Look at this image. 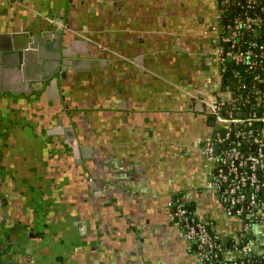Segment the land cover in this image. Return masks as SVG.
I'll list each match as a JSON object with an SVG mask.
<instances>
[{
	"label": "crops",
	"instance_id": "0c3cea01",
	"mask_svg": "<svg viewBox=\"0 0 264 264\" xmlns=\"http://www.w3.org/2000/svg\"><path fill=\"white\" fill-rule=\"evenodd\" d=\"M28 1L23 7L0 0L4 40L15 29L36 35L40 13L55 11L93 55L86 56L87 69L69 70L51 96L36 93L20 70L0 66V161L6 153L9 162H0V244L20 215L32 214L18 207L20 199L30 200L27 186L48 205L68 192L75 212L53 224L54 241L32 242L31 254L24 252L28 241L7 238L0 264H198L172 219L170 204L180 195L199 220L236 236L245 222L227 214L203 152L221 129L209 107L231 101L235 87L212 58L218 1L204 0L194 17L187 0H110L111 7L102 0H72L67 7ZM39 35V46L49 50L50 35ZM69 138L91 148L87 178H72L64 164L51 163L55 150H45L50 142L69 148ZM21 156L28 163H11ZM251 228L253 252L262 255L264 219Z\"/></svg>",
	"mask_w": 264,
	"mask_h": 264
},
{
	"label": "built area",
	"instance_id": "2783aa9c",
	"mask_svg": "<svg viewBox=\"0 0 264 264\" xmlns=\"http://www.w3.org/2000/svg\"><path fill=\"white\" fill-rule=\"evenodd\" d=\"M224 1L232 6L233 12L237 8L240 10V1ZM247 6L249 12L246 17H235L234 21L228 24L222 32L224 14L223 11L218 14L214 29L217 32L219 43L214 48L212 58L219 62L223 73L232 62L246 65L253 74L252 84L248 87L243 83L237 91L234 90L235 97L231 101L218 100L210 105L209 112L225 131L221 132L222 130L219 129L216 138L205 145L203 152L208 163L212 165L210 172L212 185L220 191L227 202V214L243 219L244 202L247 196L244 189L247 185H251L254 190L262 192V201H258L255 194L250 195V202L247 205L250 210L249 217L253 218V221H261L264 219V180L259 179L258 169H264V139H257V150L246 155L241 150L242 132L231 133L236 124H246L249 126L248 136L253 137L254 122L260 121L262 124L264 121V113L260 114L258 111L259 107H264V40L243 41L248 34L257 32L264 26V6H257V0H247ZM258 8L260 12L255 13ZM235 75L238 77L239 73ZM241 89H244V93L240 92ZM247 105L249 108L246 110ZM241 111L244 113L242 118L237 116V113ZM216 143H227L230 147L226 152L220 150L219 154H216ZM215 168L216 171H213ZM187 199L188 197L183 196L182 199L171 202L172 219L184 238L192 245H196L198 264H210L212 257L219 253L226 258L221 264H229L230 261L236 264L240 257L253 255L252 242H246L239 251L224 249L222 242L227 241L230 236L221 235L213 227L210 230L201 220L195 221L191 218ZM249 227L250 224L245 222L242 230ZM235 237L241 240L244 235ZM232 252H237L238 256L231 257ZM261 257L264 260V252Z\"/></svg>",
	"mask_w": 264,
	"mask_h": 264
},
{
	"label": "flooded vegetation",
	"instance_id": "af4514ba",
	"mask_svg": "<svg viewBox=\"0 0 264 264\" xmlns=\"http://www.w3.org/2000/svg\"><path fill=\"white\" fill-rule=\"evenodd\" d=\"M7 1L12 4H17L20 6L23 5V7H29L28 4L32 3V2H29L28 0H7ZM41 2L44 3L45 7H67V5L70 6L72 0H35V3L38 7H41ZM102 7H111L110 0H102ZM40 16H41V19H38V21L35 24V30H37L36 35L32 34V32H29L26 29H23V30L15 29L16 31H14V33H11L12 36H15L21 42L27 43V45H29V47L27 48L28 50L27 49L21 50V51H28V54L23 57L24 59L23 64H21V66L26 67L28 69L34 68L35 70H37V66H38L37 60H34L35 58L33 55L37 54L36 49L40 48L39 44L41 41V36L39 34H42V37L45 34H49L48 30L53 29L54 23H56L59 18H61L62 20L64 19L61 13L55 12V11H48L46 13L43 12V13H40ZM4 34H8V33H4ZM35 36L38 37L37 40H35L34 38ZM7 37L9 38L8 35ZM56 43L58 44V42H55V44L53 43V45H57ZM32 44L36 45V47L30 48V45ZM79 47L82 48V45L80 44ZM62 50H65V49L62 47ZM45 52L49 54L51 53L49 50H46V49H45ZM53 53L55 52L53 51ZM25 57H27V60L25 59ZM18 58H19V55L17 54L16 60H18ZM12 61L14 62L13 59ZM51 62H54V60H49V63ZM50 66H51V69H54L53 64H51ZM12 69H15V68H12ZM60 72L62 71L60 70ZM57 75H59V72L57 73ZM64 76L65 75L63 74V77ZM63 77H60L59 80L62 79ZM36 83L37 82H34L33 85L34 87L38 88L39 85ZM26 92H28V90H26ZM76 140H77L78 149H81L83 145L82 146L79 145L78 139L74 138L73 140L72 138H69V141H68V144L70 145L69 148L63 146L60 143L55 144L53 142H50L48 143V146H46L45 150H47L48 152L49 150H55V157L53 158L52 160L53 162L51 163L64 164L63 168L67 171L69 176H72V178L75 176L87 178V175L89 174V171H90L87 157L90 154L91 148L87 145L86 146L84 145L83 147H85V152L82 153L80 151V156L77 157L75 153L76 152L75 147H74V145L76 144ZM205 145L203 147H205ZM203 151H204V148H203ZM25 154L27 156L28 154L27 151H25ZM47 155H49V153H47ZM26 156H21L17 162L11 161V163H28L27 161L28 159ZM6 157H7L6 153L3 154L2 155L3 161L2 162L0 161V162L9 163L8 161H5ZM77 163H79V168L76 167ZM25 189L30 194V200L27 201V203H24L25 200L20 199L19 200L20 205L18 207L20 206L24 207L25 205V207L32 209V214L30 213V210H29L26 212V215L28 216L30 215L28 218L27 216H25V213H23L24 215H20L18 217V222L15 225H13V232L12 233L10 232L11 236L9 239L10 241L14 240L16 242L17 241L20 242L22 240L28 241L29 244L24 245V252H26L25 250L29 249L28 252L29 254H31L32 249L29 248V245H32V242L42 243L43 241H50L51 239L54 241V239L57 237L56 235H54V232L56 231L54 230L53 224L56 222H61L60 220H64L66 219V217L73 216L75 212L72 211L70 204H68V197H66L68 196V192H66V194L64 195L63 200L55 199V205H50V204L48 205V203L44 200L46 197L41 198L39 195L33 194V189L30 186L25 187ZM85 189L86 188L83 187V190ZM69 193H70L69 195L71 198L74 197L73 189H70ZM1 199L2 198L0 196V202L3 201V199L2 200ZM61 203L64 204L65 208L63 207L62 210H57V207H59L57 204H61ZM27 221H30V222L27 223ZM8 235L9 234H7V236ZM3 238H6V237H4L3 235Z\"/></svg>",
	"mask_w": 264,
	"mask_h": 264
},
{
	"label": "water",
	"instance_id": "95a60500",
	"mask_svg": "<svg viewBox=\"0 0 264 264\" xmlns=\"http://www.w3.org/2000/svg\"><path fill=\"white\" fill-rule=\"evenodd\" d=\"M225 4V3H224ZM239 10V8H237ZM233 12V10H231ZM63 30V31H62ZM68 27L65 26L64 20L59 18L56 23L53 25L52 30H48L50 38L45 39L44 43L48 44L49 51L51 52L46 53L45 49L43 47L37 48L36 52L37 54H34V60H37V70L34 68H26L21 66L23 64L24 59L23 57L28 54V51H21L26 50L29 45L27 43L21 42L18 38L15 36H11V38H8L7 41L4 40V38L0 34V66L4 65L8 68H16L20 70V73H17L18 76H22L25 78V80H31L30 82H37L36 84L39 85L38 88L35 89L37 91L36 93L45 91V93L49 94L51 96V93L54 91H58L60 86V77H63V74L65 75L62 79L66 78L68 76V71H81L83 69H87L88 67L83 66L90 63L89 58L86 56L93 55L92 49H88V41L77 39L75 34H72L70 31H68ZM56 35V36H55ZM43 37H46V35H43ZM35 40H37V36L34 37ZM55 42H58L57 45ZM42 43V40H41ZM80 44L82 45V48H80ZM47 46V45H45ZM36 45H30V48H35ZM62 47L65 50H62ZM87 49V51H86ZM28 50V49H27ZM53 51L55 53H53ZM19 55L18 60H16V55ZM14 60V62L12 61ZM27 60V57H25ZM49 60H54V62L49 63ZM51 64H53L54 69H51ZM49 65V66H48ZM60 70L63 72H60ZM59 72V75L57 73ZM33 84V83H32ZM263 86L262 84L260 85ZM0 91H3V88L0 89ZM39 97L38 94L32 97H26V100H36V98ZM235 97V95H233ZM243 98V97H242ZM246 108H249V105L246 106ZM237 116L242 118L244 117V113L238 112ZM214 123V122H213ZM239 125V123H238ZM217 135V133H216ZM224 136V135H223ZM227 143H216L215 144V152L216 154H219L222 147H226ZM75 147V153L76 156H80V151L83 153L85 152V147H81V149H78L77 147V140ZM11 234V233H10ZM6 236V238H3L2 243L0 244V257L1 259H4L6 253L5 250H8L9 245L6 244L7 238L9 239L11 235ZM97 234V232H96ZM41 245V242L38 244ZM4 250V251H3ZM51 264H56L52 262Z\"/></svg>",
	"mask_w": 264,
	"mask_h": 264
},
{
	"label": "trees",
	"instance_id": "16d2710c",
	"mask_svg": "<svg viewBox=\"0 0 264 264\" xmlns=\"http://www.w3.org/2000/svg\"><path fill=\"white\" fill-rule=\"evenodd\" d=\"M218 1V5L221 9V12L223 11L224 14V18L222 20L223 23V29H221V32L226 29L227 25L232 23L235 19V17H240V18H245L246 14H248L249 12V8L247 6V0H238L241 2V7L240 10H235L234 12H231L232 6H229L228 4L225 3L224 0H217ZM225 3V4H224ZM257 6H264V0H257ZM256 12H260V9L258 8ZM260 32V33H259ZM253 39H257V40H264V26L261 27L259 29V31L257 32H253L251 34H248V36H246L243 41H248V40H253ZM236 73H239V76L236 77ZM224 75L227 77H231L232 78V82L234 83V90L237 91L238 88L240 86H242L243 83L247 84L248 87L251 86L252 84V78H253V74L250 72V70L248 69V67L246 65L243 64H238V63H230L227 66L226 71L224 72ZM241 93H244V89L240 90ZM227 108V107H226ZM258 111L260 112V114L264 113V107L261 106L258 108ZM253 113V110L251 111V114ZM236 114V113H234ZM261 122L260 121H256L254 122L253 125V137L248 136V132H249V126H247L246 124H236L234 126V129L231 130V133H235L237 131H241L243 136V145L241 146V150L248 155L249 153H254L257 150V139H264V136L261 135ZM222 130V129H221ZM224 130V129H223ZM223 130L221 132H223ZM225 131V130H224ZM235 136V135H234ZM230 145H227L226 147H222L221 150L226 152L229 149ZM213 171H216V168L213 169ZM259 179L260 180H264V169L263 168H259ZM212 182V180H211ZM218 190V189H217ZM244 192L247 194L246 199H245V211L242 215L243 219L245 220V222L250 224V227L246 230H241L238 235H244V237L241 240H237L236 237L234 236H230L227 238V241L222 242V247L225 249L227 248L228 250H237L239 251L243 245L246 242H251L252 238H253V233H252V223L253 218L249 217L250 214V210L248 209L247 205L250 202V195L255 194L256 198L258 199V201H262V192L261 191H256L254 190V187L251 185H247L244 189ZM222 196V195H221ZM183 195H180L177 199H182ZM223 198V197H222ZM224 200V199H223ZM225 204L227 203L224 200ZM187 206L190 209V217L194 218L195 221H199V219L197 218V216L194 213L192 204L190 202H186ZM248 214V215H247ZM205 225L207 226L208 229L211 230V226H209V224L205 223ZM193 250L195 252H197V248L196 245H192ZM224 260H226V258L221 255L220 253L218 255H214V257H212V259L210 260V264H221ZM264 260L261 257V255H257L254 254L251 257H240L237 261L236 264H263ZM229 264H233V262H229Z\"/></svg>",
	"mask_w": 264,
	"mask_h": 264
},
{
	"label": "rangeland",
	"instance_id": "374dc122",
	"mask_svg": "<svg viewBox=\"0 0 264 264\" xmlns=\"http://www.w3.org/2000/svg\"><path fill=\"white\" fill-rule=\"evenodd\" d=\"M204 0H187V11L190 12V14H192V17H194V10H196L197 7H200L201 4H203ZM213 2V0H212ZM205 7H209L207 5H205ZM210 7H214L213 3L210 4ZM216 16V14H215ZM201 20V18H200ZM199 21V20H198ZM215 23V21H214ZM199 83L198 80L194 83V87H198ZM202 86L204 87V90L206 89L205 84L202 83ZM211 97L214 96L211 92H210ZM208 99L212 100L210 97H208ZM208 101V100H207ZM209 104L212 103L213 101H208Z\"/></svg>",
	"mask_w": 264,
	"mask_h": 264
}]
</instances>
